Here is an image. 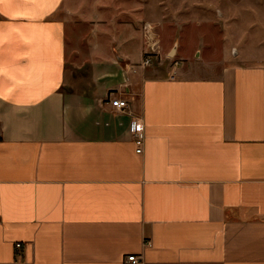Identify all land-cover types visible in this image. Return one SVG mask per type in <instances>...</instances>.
I'll return each mask as SVG.
<instances>
[{
  "label": "crops",
  "instance_id": "1",
  "mask_svg": "<svg viewBox=\"0 0 264 264\" xmlns=\"http://www.w3.org/2000/svg\"><path fill=\"white\" fill-rule=\"evenodd\" d=\"M90 1L0 0V264H264V65L155 76Z\"/></svg>",
  "mask_w": 264,
  "mask_h": 264
},
{
  "label": "rangeland",
  "instance_id": "2",
  "mask_svg": "<svg viewBox=\"0 0 264 264\" xmlns=\"http://www.w3.org/2000/svg\"><path fill=\"white\" fill-rule=\"evenodd\" d=\"M98 1L116 37L133 27L155 76L207 78L230 65H264V0Z\"/></svg>",
  "mask_w": 264,
  "mask_h": 264
},
{
  "label": "built area",
  "instance_id": "3",
  "mask_svg": "<svg viewBox=\"0 0 264 264\" xmlns=\"http://www.w3.org/2000/svg\"><path fill=\"white\" fill-rule=\"evenodd\" d=\"M146 64H149V61L145 62ZM145 64V65H146ZM110 105L112 106V108H114L116 111L119 112H124L127 108H128V102L126 99L123 98H119V97H115V98H111L109 100ZM145 130V126L143 122H138L136 123V132L137 134H142ZM137 135L138 139L136 141L138 147H137V152L138 153H142L143 152V144H144V139L141 137L142 135ZM20 246V245H18ZM128 260L131 261L134 264H137L140 262L139 258L136 257L135 255L129 256Z\"/></svg>",
  "mask_w": 264,
  "mask_h": 264
}]
</instances>
